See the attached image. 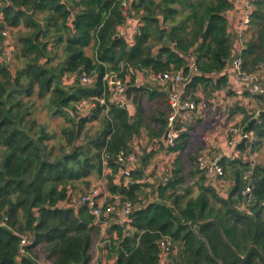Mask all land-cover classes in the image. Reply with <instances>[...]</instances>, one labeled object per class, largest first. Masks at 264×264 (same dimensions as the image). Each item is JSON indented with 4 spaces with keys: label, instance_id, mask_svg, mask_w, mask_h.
<instances>
[{
    "label": "trees",
    "instance_id": "obj_1",
    "mask_svg": "<svg viewBox=\"0 0 264 264\" xmlns=\"http://www.w3.org/2000/svg\"><path fill=\"white\" fill-rule=\"evenodd\" d=\"M232 6L231 0H134L130 10L139 26L131 43L118 32L128 15L117 0H8L0 6V34L9 32L13 49L11 61L0 62V264H92L91 251L100 240L105 258L94 264H259L255 255L240 263L217 226L239 255L254 246L264 257V165L220 158L223 176L212 183L200 166L202 156L191 155L192 164L197 160L189 173L194 181L183 187L180 162L190 129L184 130L179 117L175 127L181 131L166 151L177 153L172 175L150 192L155 197L140 183L152 154L128 181H115L117 155L130 153L134 139L144 134L148 145L163 149L171 113L168 93L158 84L136 85L134 73L159 78L180 72L187 78L181 94L196 106L197 93L209 100L227 90L223 72L232 57V38L225 13ZM248 30L242 69L264 75V0H254ZM190 57L196 73L190 72ZM110 71L136 87L129 102L133 115L129 105L108 101L102 78ZM82 73L90 79L87 85L78 82ZM65 74L75 76L70 85L62 82ZM104 94L106 104L100 105ZM255 104L262 109L258 99ZM242 114L239 128L253 140L247 151L238 149L252 155L264 144V111L253 123L252 115ZM58 119L62 122L53 128ZM93 122L98 129L88 134ZM105 169L104 205L129 202L133 210L122 218L111 215L109 221H117L103 238L88 207L72 205L70 197ZM226 177L232 186L224 193L217 181ZM209 220L215 224L195 228L201 237L190 228L191 222ZM21 236L30 244L21 247ZM163 239L171 249L161 263Z\"/></svg>",
    "mask_w": 264,
    "mask_h": 264
},
{
    "label": "built area",
    "instance_id": "obj_2",
    "mask_svg": "<svg viewBox=\"0 0 264 264\" xmlns=\"http://www.w3.org/2000/svg\"><path fill=\"white\" fill-rule=\"evenodd\" d=\"M121 2V7L123 9V14L125 16L130 14V5L131 0H117ZM232 2H239L242 7V19L236 28L235 33L239 36L241 41V46L238 50L237 56H235L230 65L231 75L235 79V81L239 84L240 88L238 93L241 92L240 102L244 106H241L245 109L247 105L249 110V115H252V119L255 121L259 120L260 114L264 111V87L260 84L257 74L255 73H246L242 69V59L240 57V53L243 49V40L246 32L250 27V15L253 10V2L254 0H231ZM8 0H0V6L3 4H7ZM2 34V35H1ZM1 36H5L4 33H1ZM1 38V37H0ZM12 46L11 44H0V62L8 63L11 61L12 55ZM189 68L191 73H196L197 70L195 68V59L190 57L189 59ZM264 68V64L261 65ZM131 74L134 72L130 70ZM136 74V73H134ZM153 80L159 81V87L165 90L168 93L169 104L171 107V113L168 117L167 121V131L166 138L162 140L163 142V150H168L176 144V140L178 134L181 130H177L175 127V123L178 121L179 117H181L182 113L189 114L197 110V106L192 102L188 101L186 97H183L181 94V85L187 79L183 78L180 72H176L171 75H162L159 78L151 75ZM75 79L74 75L65 74L62 77V82L64 85H70ZM82 85H87L89 83V77L82 73L78 78ZM102 81L106 87V94H108V101L112 104L117 105H125L126 104V90L128 85H130L127 81L122 80L118 77L117 73L114 71L106 72L102 78ZM244 92H248L250 97H245ZM258 99L261 108L255 104ZM100 105L106 104V95L104 94L100 100ZM251 119V120H252ZM230 140L228 142V151L223 156H217L214 158L211 157H202L199 160L200 166L205 168L207 180L219 179V177L223 176V171L219 166L218 162L220 158L225 157L228 160L240 159L242 157V153L238 149L239 143L245 139L246 147L253 140V135L251 133L244 132L239 127H230ZM130 153L125 155L124 153H119L117 155V163L120 165V169L115 176V181L118 182L121 178L129 180L131 177V173L137 168V164L139 163L140 157L142 156V150L138 145L137 139H134L131 143ZM152 147H158L159 145H152ZM173 163V161H172ZM173 169V166H172ZM171 171V170H170ZM109 173L108 169H105V172L102 174L104 176ZM171 172H169V177H171ZM118 179V180H117ZM102 180V179H101ZM99 180L96 188H90L87 193L79 195L75 199H72V205L81 206L85 205L88 207L90 213L94 216L97 223L100 226H106L109 221V217L111 215H116L119 217L128 216L131 214L133 207L131 203L125 202L123 205H120L118 201L112 205H104L101 203V199H104L107 191L105 186H103L102 181ZM220 181V180H219ZM218 184V181H217ZM219 187V184H218ZM251 186H247L244 190V195L246 196L247 202L251 201ZM129 224H127L126 229H129ZM30 244L27 236H21L20 238V246H26ZM158 246L162 252L161 263L164 262L165 255L171 249V244L168 239H163L159 241ZM21 255H26L25 252L21 249ZM94 264V263H92ZM111 264V263H109Z\"/></svg>",
    "mask_w": 264,
    "mask_h": 264
},
{
    "label": "crops",
    "instance_id": "obj_3",
    "mask_svg": "<svg viewBox=\"0 0 264 264\" xmlns=\"http://www.w3.org/2000/svg\"><path fill=\"white\" fill-rule=\"evenodd\" d=\"M132 2H134V0H131V4ZM232 3H233L232 8L225 13V16L227 17V20H228V32L232 38V52H231L232 57L223 72L228 77V88L225 91L215 92L209 100H205L202 93H197L196 96L200 99V102L197 105V110L189 114L185 113L184 115L180 117L181 123L184 124L183 126L184 130H186L185 126L189 125L190 130H189L188 135L190 134L192 138L189 144H190V147L194 146V149L191 154L192 156L197 157V159L198 157H201V156L214 158L217 156L225 155L226 152L228 151V142L231 136L230 127L231 126L241 127L240 124L243 119L242 110H245L247 114H249V110H250V108H248L247 105L245 106V109L243 108L244 106L241 104L239 100L241 97L240 95L241 92L238 93V91H240L239 90L240 86L235 81L233 76L231 75V70H230V65L232 63V60L235 56H237L238 50L240 46L242 45L239 36L235 33L236 28L240 22V19H242V7L239 2H232ZM136 20L137 19L135 18V12L130 10V14L127 17L126 22L121 27L118 28L119 34L122 37H124V39L129 43L132 42L133 36L137 32V28L139 26ZM248 33L249 32H247V34ZM4 34L5 36H1L2 34L0 35L1 41L3 40L4 44H10L11 43L10 34L8 32H4ZM86 53L88 55L91 54L90 48L86 50ZM135 73H136L135 74L136 85H141V86L142 85H146V86L155 85V82H154L155 80H153L151 75L145 76L140 72H135ZM257 78L258 80H260V83L264 85V75L259 74ZM129 102L130 101L127 100L125 105L126 106L129 105L130 114L133 115L134 108L131 107V104ZM206 107L207 109L205 110ZM213 120H215L216 122L212 127L209 128L208 124H213V123H209ZM194 127H196V129H194ZM195 137H197L196 140L198 141L196 145H193ZM160 148L161 147L158 148V147H152V145H148L147 155L152 154V156H156L158 159H162V157H165L167 159H165L163 163L161 162L153 163L154 165L152 166V169H149L151 167L149 165L151 164L150 158H149L148 165L150 167L148 166L149 168L147 167L146 172L144 171L143 173L148 174L150 170H154L161 179V182H162L161 185H163L168 180V177H162L161 174L166 173L165 174L166 176L167 175L169 176V172H171L172 174L171 169L168 170L169 172H166L167 169L164 170V167L168 164L167 163L168 160L171 159V163H172V156L177 155V153H169V152L167 153L166 152L167 150L165 151ZM244 157L248 159L249 161H251L252 164L264 165V144L262 145V147L260 148L258 152L252 155L248 154V156L246 154ZM175 158L176 156L173 159ZM209 181L214 183V179L209 180ZM140 183H142L143 185H147V187H145L143 190L144 192L146 191L152 192V190L153 189L155 190L157 187V184L156 186H153L151 184V181L149 179L147 180L146 178L142 179ZM218 184L220 186L219 189H223L224 193L227 192L232 186V182L230 181V179H228V177L218 181ZM150 192L149 194H151L152 196V193ZM104 197L108 199L109 195L106 193ZM152 197H155V193H153ZM105 200L101 199V203L102 202L105 203L104 202ZM110 226H111V223H109L108 221V224L106 226L100 227L103 238L107 237L106 231H107V228H109ZM112 237H114V234H112ZM98 245L101 246V244H98ZM100 249L102 248L100 247L98 249V252L94 256L95 258H93V263L96 262L98 258H102V257L105 258V256L102 255V253L105 255V252Z\"/></svg>",
    "mask_w": 264,
    "mask_h": 264
},
{
    "label": "rangeland",
    "instance_id": "obj_4",
    "mask_svg": "<svg viewBox=\"0 0 264 264\" xmlns=\"http://www.w3.org/2000/svg\"><path fill=\"white\" fill-rule=\"evenodd\" d=\"M9 33V32H8ZM58 62V60H56L55 61V64ZM155 82V84H157L158 83V85H159V81L157 80H155L154 81ZM81 84V83H80ZM82 85V84H81ZM90 106V105H89ZM91 107H93V105H91ZM146 107H147V109H149L150 107H149V105L148 104H146ZM85 108V106L84 105H81L80 106V110H83ZM207 109V107L205 108V110ZM40 115L42 116V118L44 119L45 117H44V114L43 113H40ZM62 121L60 120V119H58V120H54V121H52V124H51V126L54 128H56V126H57V124H59V123H61ZM215 120H213V121H211V122H209V123H213V124H208V123H206V124H208V126H209V128L210 127H212L214 124H215ZM97 129H98V127H97V123H95V122H93L92 124H89L88 126H87V133L88 134H91V133H93V132H96L97 131ZM194 129H196V127H194ZM201 130V129H200ZM203 130V129H202ZM195 132H196V130H195ZM194 132V133H195ZM141 138H138V145H139V147H140V149L142 150V156L140 157V160H139V163L137 164V166H138V168H136L135 170H138V169H140V168H142V161H143V158L144 157H146L147 156V147H148V142L145 140L146 138H145V136L144 135H141L140 136ZM143 138V139H142ZM197 139V137H195L194 138V144L193 145H196L197 144V141L198 140H196ZM192 140V138H191V135L189 134V139H188V144H189V142ZM193 149H194V146H191L190 147V144L187 146V151L183 154V155H181V157H182V162H180L181 164H180V167H182V178H183V180H184V182H183V187L184 186H190L191 184H192V182L194 181V178H192V176H190L189 175V173H190V171L192 170V169H194V166L196 165V163H197V160H195V163H193L192 164V162L190 161L191 159V153H192V151H193ZM260 150V149H259ZM247 151V150H246ZM246 155V154H245ZM245 155H242V158L243 159H246L244 156ZM175 156H177V155H173L172 156V161H174L175 159H173ZM248 156V155H247ZM195 158H197V157H195ZM165 159H167V158H165V157H162V159H158L156 156H152V157H150V163L151 164H147V167L149 168V169H152V166L154 165L153 163H156V162H161V163H163L164 161H165ZM246 161H248V162H251V161H249L248 159H246ZM167 165L164 167V170H166V172H169L168 170L169 169H171L172 170V166H174V164L173 163H171V159L170 160H168L167 161ZM147 167L146 168H144L143 169V172L145 171L146 172V170H147ZM104 172H105V170H104ZM166 173H162L161 174V176L162 177H168V175L166 176L165 175ZM143 176H144V179L146 178L147 180L149 179L150 181H151V184L153 185V186H156V184H157V186L159 185V184H161L162 182H161V179H160V177L156 174V172L154 171V170H150L149 171V173L148 174H143ZM102 179V180H101ZM99 180H101L102 181V184H103V186H105V189H106V187H107V180H106V176H104V175H102L99 179H94L93 177H90V181H91V186L90 187H88V188H85V187H83V186H79V187H77V190L79 191V190H81V192L78 194V193H71V196L72 197H70V200L72 199V198H76V197H78L79 195H82V194H84V193H87L88 192V190L90 189V188H96L97 187V183H98V181ZM116 180V179H115ZM125 181H128V180H126L125 179ZM152 189V188H151ZM153 191V190H152ZM149 192L150 191H146V192H144V193H146V195H149ZM194 193H196V190H195V192ZM106 199V197L104 198V200ZM107 200V199H106ZM104 201L105 203L107 202V201ZM117 220L116 219H114V218H112V219H110V221H109V223H114V222H116ZM102 240H100L99 242L97 241V242H95L94 243V245H93V248H92V253H93V255H95L97 252H98V249L100 248V245H98V244H102V242H101ZM95 258V257H94Z\"/></svg>",
    "mask_w": 264,
    "mask_h": 264
},
{
    "label": "water",
    "instance_id": "obj_5",
    "mask_svg": "<svg viewBox=\"0 0 264 264\" xmlns=\"http://www.w3.org/2000/svg\"><path fill=\"white\" fill-rule=\"evenodd\" d=\"M76 15V13H75ZM159 22H160V25L162 23L161 21V17H159ZM136 89L135 86H131V85H128V88L126 90V93H125V96H126V99L128 101H130L131 99V94L132 92ZM255 122L254 119L251 120V123ZM165 138H166V134H165ZM239 147H242L245 151L247 150V147H246V140L243 139L240 143H239ZM215 224L214 221H205V222H191L189 225H190V228L197 234L195 228H199V227H202L206 224ZM217 232L219 234V236L221 237L223 243L228 247V249L230 250V252L234 255V257L240 262V263H245L247 261V259L251 256V255H255L257 257V260H258V263L259 264H264V257L261 255V253L254 247V246H251L249 248V250L245 253V255H239L235 249L233 248V246L227 241V239L224 237L221 229L217 226ZM198 235V234H197ZM199 237H201L200 235H198Z\"/></svg>",
    "mask_w": 264,
    "mask_h": 264
}]
</instances>
